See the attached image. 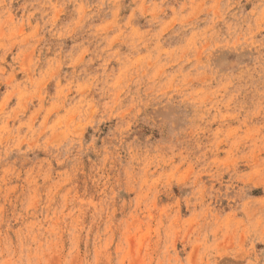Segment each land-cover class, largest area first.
<instances>
[{
    "label": "clouds",
    "instance_id": "1",
    "mask_svg": "<svg viewBox=\"0 0 264 264\" xmlns=\"http://www.w3.org/2000/svg\"><path fill=\"white\" fill-rule=\"evenodd\" d=\"M0 264H264V0H0Z\"/></svg>",
    "mask_w": 264,
    "mask_h": 264
}]
</instances>
